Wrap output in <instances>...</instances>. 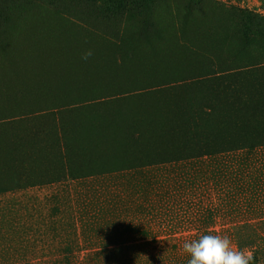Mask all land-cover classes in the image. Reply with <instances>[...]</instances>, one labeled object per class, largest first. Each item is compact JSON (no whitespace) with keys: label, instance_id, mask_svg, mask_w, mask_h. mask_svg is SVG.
<instances>
[{"label":"rangeland","instance_id":"rangeland-1","mask_svg":"<svg viewBox=\"0 0 264 264\" xmlns=\"http://www.w3.org/2000/svg\"><path fill=\"white\" fill-rule=\"evenodd\" d=\"M110 1L0 0V230L30 241V264H187L202 234L264 264V149L202 155L221 120L189 127L216 82L201 76L264 39V0ZM231 7L262 19L243 36Z\"/></svg>","mask_w":264,"mask_h":264},{"label":"trees","instance_id":"trees-1","mask_svg":"<svg viewBox=\"0 0 264 264\" xmlns=\"http://www.w3.org/2000/svg\"><path fill=\"white\" fill-rule=\"evenodd\" d=\"M110 4L111 1L109 0ZM119 1H112L113 4H119ZM196 3L199 0L195 1ZM125 7L126 3L124 2ZM102 10V9H101ZM230 13L239 15L241 18L237 24L238 32L243 33L244 27L247 24L253 25L256 19L261 20V17L255 16H241L245 10L237 7H231ZM130 11L123 10L121 15L128 14ZM243 27V28H241ZM122 32L117 31L111 39L121 41ZM248 43L255 52L250 56H239L235 60V67L226 69L224 71H209L201 78H208L215 80L212 87V97L206 104H200L193 109V115L189 122V127L192 128L195 135L201 133L207 121L211 120L209 117L219 118L221 120L217 124V130L221 135H206L198 139V143L193 148V151L206 156H217L222 154L236 153L239 151H246L249 154L264 149V39L250 40ZM217 69V68H216ZM199 79V78H198ZM171 85H156L146 86L141 88V95L149 94L155 91H163V89ZM126 89L118 88L115 94L119 96L128 97L132 92H124ZM109 104L103 101L93 103H85L79 107L86 109L103 108ZM151 106H143V109L150 110ZM167 107V106H166ZM63 107L56 111L51 110L43 113L46 109H39L30 112L28 118L38 119L47 115L55 116L57 112H72L74 109ZM71 108V107H70ZM48 109V108H47ZM153 108V110H155ZM168 109V107H167ZM106 112L97 113L100 120L106 118ZM110 116V115H109ZM204 120V121H203ZM159 125L167 124L166 121L159 120ZM203 121V122H202ZM145 125L151 124L150 121L144 122ZM140 128L137 137L147 133L148 126ZM92 128V127H91ZM199 145V146H198ZM204 153V154H203Z\"/></svg>","mask_w":264,"mask_h":264},{"label":"clouds","instance_id":"clouds-1","mask_svg":"<svg viewBox=\"0 0 264 264\" xmlns=\"http://www.w3.org/2000/svg\"><path fill=\"white\" fill-rule=\"evenodd\" d=\"M92 55V51L86 49L81 59L86 61ZM182 247L189 256L187 264H250L254 259L251 251L232 246L227 236L219 234H202L185 241Z\"/></svg>","mask_w":264,"mask_h":264},{"label":"crops","instance_id":"crops-1","mask_svg":"<svg viewBox=\"0 0 264 264\" xmlns=\"http://www.w3.org/2000/svg\"><path fill=\"white\" fill-rule=\"evenodd\" d=\"M8 193H14L12 187L0 186V201L9 200ZM3 194H7V196L4 197ZM5 198L6 200H4ZM7 219L9 220L8 217ZM30 254V241H25L24 236L21 237V235L16 239V234L13 229L1 228L0 264H30Z\"/></svg>","mask_w":264,"mask_h":264}]
</instances>
